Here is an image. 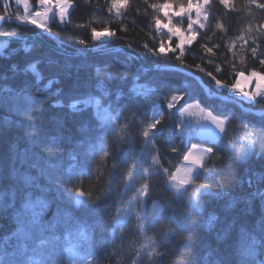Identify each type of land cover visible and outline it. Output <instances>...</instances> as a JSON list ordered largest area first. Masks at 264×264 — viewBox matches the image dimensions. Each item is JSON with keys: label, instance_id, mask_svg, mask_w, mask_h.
<instances>
[{"label": "trees", "instance_id": "1", "mask_svg": "<svg viewBox=\"0 0 264 264\" xmlns=\"http://www.w3.org/2000/svg\"><path fill=\"white\" fill-rule=\"evenodd\" d=\"M72 1L68 21L62 23L55 16L47 25L51 31L3 21L0 34L13 30L19 32L15 37L37 33L50 43L75 52L131 45L148 64L183 66L199 74L205 85L215 90V80L208 72L229 86L238 79L240 71L264 73V66L259 63L264 59V36L256 40L260 45L257 58L252 56L250 38L258 35L257 26L264 24V9L249 5L248 0H230L238 11L212 0L206 28L185 46L183 64L176 59L180 55L178 49L166 56L155 54L159 47L153 16L157 13L148 5L165 0H130V7L119 19L107 11L109 0ZM257 2L264 4V0ZM159 15L164 24L167 19L163 13ZM181 20L179 28L187 32V18ZM217 22L224 28L218 29ZM249 24L253 27L251 34L246 30ZM105 27L115 36L108 40L92 38V28L101 31ZM242 34L247 44L239 39ZM209 48L211 52L207 51ZM217 91L228 95L226 90ZM173 94L183 99L169 109L167 102ZM88 97H98L100 107L85 106L82 100ZM238 99L249 108L264 110V101ZM195 100L214 114L235 116L232 125L240 124L241 116L245 121L259 119L257 113L245 112L236 103L210 97L194 77L183 71L147 69L125 52L72 55L37 40L9 41L0 50V264H31L40 259L67 264L71 245H82L77 249L89 260L93 257L88 253L93 252L96 264H127L120 248L123 246L127 254L132 241L138 245L142 237L135 231V215L124 229L123 240L118 227L113 236L112 218L117 208H124L134 199L144 182L140 170L152 164L156 149L163 167L174 172L192 143L214 147L215 154L222 157L207 160L209 170L201 171L197 183L209 187L200 189L203 195L199 211L192 207V186H188L187 196L178 199L175 190L166 186V178L151 172L147 174L151 176L149 196L141 198L144 203L135 208L142 216L151 215L153 202L162 208L163 222L147 230L148 235H155L161 242L166 227H176L170 218L187 216L185 230L170 244L171 251L163 264H204L213 249L224 264H239L240 253L248 242L247 233L256 239L250 258L254 264H261L264 202L259 198L248 200V194L264 191V161L260 153L250 162L238 159L226 139L221 142L200 136L194 121L183 122L182 135L177 112ZM75 102L79 104L74 106ZM153 102L165 117L155 130H162L154 137L155 148L145 144L140 135L141 122L151 120ZM104 107L107 109L103 111ZM113 122L128 123L123 139L115 133ZM53 144L57 146L55 150L45 147ZM173 147L178 151H171ZM105 151L109 156L102 159ZM133 161L137 163V176L127 181L124 174ZM126 183L133 187L125 188ZM77 187L91 193L93 199L86 195L83 203L77 204V194L71 191ZM102 191L107 195L95 200ZM212 216L216 220L210 227ZM81 233L91 236L89 243L82 241ZM218 233H224V237L218 238ZM41 239L51 243L33 253Z\"/></svg>", "mask_w": 264, "mask_h": 264}, {"label": "snow or ice", "instance_id": "2", "mask_svg": "<svg viewBox=\"0 0 264 264\" xmlns=\"http://www.w3.org/2000/svg\"><path fill=\"white\" fill-rule=\"evenodd\" d=\"M39 5L42 6V11H35L33 13H29V3L28 0H16V4L20 5L23 3L24 6V14L15 16V19L20 20L23 24H31L35 25L37 28H43L48 31H51L50 28L47 27V21L49 20V14L52 13V19H55V16L58 14L59 19L63 22L68 14V9L73 7L72 0H55V4H53V0H38ZM146 2V0H145ZM220 4H222L226 9L232 8L235 9L232 4H230V0H219ZM249 5L254 4L259 9H264V4L258 3L257 0H248ZM5 14L0 15V22L12 19L11 15L8 13L7 9V0H5ZM172 4L169 0H165L164 3H153L148 5V7L156 10V15L153 16L154 24L157 30H160L162 27L167 29V32L173 36L179 37V43L177 44V48L180 49V55L176 57L177 60L180 61L181 64L184 63L183 55H184V43L185 37L180 32L179 28L175 25H172V16L168 14L166 9L171 8ZM178 11L173 13L174 16L181 17L182 14L187 16V29L193 30V25H198L200 29H205L206 24L209 21V15L211 13L212 8V0H187V7L183 3H178ZM130 7V0H109L107 11L109 13H114L116 18L119 19L123 15L124 11H127ZM53 8L58 10V13H53ZM195 9L196 18L192 17V10ZM159 13H163V16L167 19V23L162 25L161 17ZM183 21L181 20L180 23ZM172 25V26H170ZM216 27L218 29H223L224 25L220 22H217ZM126 30V29H125ZM247 32L251 34L253 32V27L251 24L247 27ZM258 35L250 36L253 42V47H251V53L253 58H257V51L260 47L259 44L256 43V40L260 37L264 36V24L258 25L256 28ZM92 38L93 39H101L102 37H114L115 32L110 31L107 27H105L101 31H97L95 28L91 29ZM9 35L16 36L19 35V32L13 30ZM171 38V37H169ZM195 38V33L188 36V42ZM240 40H243L244 44H247L248 41L244 39L243 34L239 37ZM84 43V41H81ZM131 47V45H129ZM147 47V46H145ZM165 45L163 43L160 44L158 50L155 51V54L166 56ZM151 51V50H150ZM174 51V50H173ZM208 52H211L212 49H207ZM260 65L264 66V59L259 60ZM199 67V65H197ZM235 69V65H233ZM35 70L33 66V71ZM219 71V69H217ZM208 76L212 77L215 80V83L218 86L224 88H230L231 91L235 92L237 95H241L247 100H251L253 103H260V101H264V86H262V81H264V73L257 72L252 70L248 77L244 76V72L240 71L237 73L238 77L247 79L255 78L256 86L255 90L249 92L244 90H238V85L240 84V79H236L235 83L231 86L227 84H223L220 80H217L214 76H212L211 72L207 73ZM259 98V99H258ZM183 97L173 95L171 99L167 102V107L169 109L174 107V102H178ZM191 109L199 110V120L198 123L201 124L203 130L211 133V139L215 140L217 137L221 138V142L224 139H227V143L231 145L232 150L238 151L241 155L238 156V159L251 161V158L256 155L257 146L260 147V155L262 157V161H264V110H262L258 116L259 119L255 122L248 120L245 121L244 117L241 116V123L237 124V128L244 129V134L239 139L240 148L236 149V143L234 142L235 137L229 136V127L232 125V121L236 119L235 116L225 115V114H213L212 111H209L206 108L201 107V105L197 103L186 104V106H182L179 109L180 116H184L186 113L193 114L190 112ZM135 115V114H133ZM164 113L161 111L159 107L155 105L153 102V110L151 120L147 123L141 122L143 127L141 128L140 135L144 137L145 144H151L153 148L156 147V140L154 137L160 134V131L157 130V126L161 125L162 121H164ZM214 126V128L212 127ZM128 123L124 125H119L118 123L113 122V129L118 137L123 139L126 134V130L128 129ZM170 132L173 130H169ZM181 134L184 135V125L183 121H181ZM45 147L50 148L51 150L56 149V145H46ZM171 151L176 152L178 149L173 147ZM156 155L151 157L152 164L148 168H143L140 170V178L144 181L139 189L136 192V195L133 200H129L124 208H117L115 216L112 218L115 221V226L113 227V236L115 237L116 228L120 229L121 235L120 239L124 238V229L128 227V222L132 215L136 217V226L135 231L140 234L142 237V242L138 245L136 241H132V243L127 248V254L123 246L120 248V254L122 257L126 256L127 264H163L164 260L168 257L171 248L170 244L172 241L176 239L178 235L182 231L185 230L184 223L187 221V216H183L179 219L172 217L170 218L173 223L176 224L175 228L166 227V230L162 233V241H158L155 235H148L147 230L149 228H156L157 225L163 222V217L160 215L162 208L157 205L156 202L152 203V212L151 215L142 216L140 212L135 211V208L139 206V204L144 203V200L141 199L143 197H148L150 192V179L151 176L147 175L151 172V175L160 176L163 175L166 178V186H170L175 190V194L178 199H183L188 195V186H192L191 192V201L192 207L194 210L199 211L200 198L202 197V193L200 189L209 187L206 185H199L197 181L199 180L202 172L200 170L208 171L209 169L206 166V160H211L213 157L216 160H221L222 157L216 155L214 152V147H202L197 144H192L191 148L188 149L185 153L182 154L183 159L179 166L175 168L174 172H170L168 168L163 167L161 164V160L159 157V149H156ZM109 156L107 151L104 152V157ZM113 167H117V165L113 164ZM155 169V170H153ZM102 175V173H100ZM125 178L127 181H133L137 176V163L133 161L131 165L126 169ZM264 179V177H262ZM111 181H109V184ZM125 188H131L133 185L126 183L124 185ZM74 191L77 196L84 197L88 196L89 200H92L91 193H85L81 191L78 187L71 189ZM111 191V189H109ZM107 195L105 192H101L99 196H96L94 199L99 200L101 196ZM259 198L261 202H264V191L257 190L255 193L248 194V200H256ZM247 200L245 204L247 205ZM216 220L215 216H212L208 224L211 227L213 221ZM228 229L226 228L224 232L226 233ZM261 236L260 242L261 245L264 246V215L261 217ZM26 237L28 234L25 233ZM81 239L84 243H89L91 240V236L85 233H81ZM224 233H218V238H223ZM246 240L248 241L241 251V259L239 264H254V260L250 257L253 254V251L256 247V239L252 233L246 234ZM51 243L49 240L41 239L36 248H33V253H37L39 249L43 245ZM82 245H78L79 247ZM54 247V245H53ZM69 255L67 257V264H77V257L72 255L73 248L67 249ZM88 256H92L93 259L89 260L87 257H83L79 259V264H96L95 262V254L93 252H89ZM31 264H55L54 260H33ZM117 264H120L118 261ZM204 264H224L223 261H220L216 258V253L214 249L211 252V255ZM261 264H264V259H262Z\"/></svg>", "mask_w": 264, "mask_h": 264}, {"label": "rangeland", "instance_id": "3", "mask_svg": "<svg viewBox=\"0 0 264 264\" xmlns=\"http://www.w3.org/2000/svg\"><path fill=\"white\" fill-rule=\"evenodd\" d=\"M3 2V0H1V6H3L4 4L2 3ZM28 2H29V4L30 5H32V6H34V7H32L31 9L29 8V13L31 14V13H33V12H35V11H42L43 10V8H42V6L41 5H39V2H37V4H34L31 0H28ZM169 2H171V4H172V6H171V8H169V9H166V11L168 12V14L170 15V16H172V25H175L176 27H178L179 28V22H180V19H185V18H187V16L186 15H183L182 14V16L181 17H177V16H174L173 15V13L175 12V11H178L179 9H178V6H177V4L178 3H183L184 5H185V7H187V0H170ZM193 2L195 3V0H193ZM53 4H55V0H53ZM72 4L74 5V2L72 1ZM12 6H15L14 7V9H15V11H16V14H14V16L12 17V19H10L9 21H5V22H9V23H18L17 21H14L15 20V16L17 15V14H24V6H23V3H21V6L20 5H17L16 4V1L15 0H12V4H11ZM4 8V7H3ZM20 9H21V11H20ZM71 10H72V8H69L68 9V14H67V16H66V18H65V20L62 22L60 19V21L62 22V23H64V22H66V21H68V19H69V14H70V12H71ZM3 12L5 13V8L3 9ZM21 12H23V13H21ZM4 13H3V15H4ZM53 13H58V10L57 9H55V8H53ZM52 13H50L49 14V20L47 21V25H48V23L50 22V20L52 19ZM58 18H59V16H58V14L56 15ZM192 17H193V19H195L196 18V16H195V9H193L192 10ZM165 23H167V20H166V22ZM25 25H29V26H32V27H34V28H36V29H38L39 31H46V29H43V28H37L35 25H31V24H25ZM163 25V24H162ZM172 25H170V26H172ZM179 30H180V32L184 35V37H185V43H184V46H183V48H185V46L186 45H188L189 44V42H188V36H190V35H192L193 34V31H194V33H195V38L191 41V42H193L195 39H196V37L198 36V32H199V30H201L200 28H199V26L198 25H193V30H188L187 29V32L186 31H182L180 28H179ZM169 37H171V38H169ZM175 37H178V36H173V35H171L170 33H168L167 32V29H165V28H161L160 30H158V35H157V39H156V43H157V45H158V47L160 46V44L161 43H163L166 47H165V52H166V54H168L169 52H171V51H175L176 49H178L179 51H180V49L179 48H177V44L179 43V37H178V40H175L174 38ZM103 38H107V40H108V38L109 37H107V36H105V37H102L101 39H103ZM7 44H8V42L7 41H2V40H0V50H3L6 46H7ZM98 50V49H97ZM84 51H90V50H84ZM75 52V51H74ZM72 55H78V54H72ZM80 55V54H79ZM136 58V57H135ZM244 76L245 77H248L247 76V74H244ZM245 82V78H243V80L241 81V83L237 86L238 87V90H244V91H249V92H251V91H253V90H250V88H252L255 84H256V80H255V78H252V82L247 86V89L245 88V87H243V86H245V84H246V82ZM263 82L264 81H262L261 83L263 84ZM243 83V84H242ZM248 87H250V88H248ZM230 89V88H229ZM249 89V90H248ZM229 94H231V95H234V96H237L238 98H243L244 100H246V101H251V100H247V99H245L244 97H242L241 95H237L235 92H233V91H231L230 90V92H229ZM173 95H177V94H173ZM172 95V96H173ZM177 96H179V95H177ZM170 99H171V97H170ZM169 100V99H168ZM199 103L200 105H201V107H203V108H206L199 100H195V101H191V102H189V103H187V104H193V103ZM82 103L85 105V106H89V105H92V106H95V107H100L99 105H100V99L98 98V97H88V98H86V99H84V100H82ZM176 103L177 102H174V107L176 106ZM77 104H79V102H75V103H73V105L74 106H76ZM186 106V105H185ZM105 109H107V107H104V108H102V110L104 111ZM172 109V108H171ZM207 109V108H206ZM210 111V110H209ZM190 112L191 113H193V114H188V113H186L184 116H180V114H179V110H178V116H179V118H180V120L181 121H183V122H187V121H194L195 122V124L197 125V123H198V120H199V110L198 109H191L190 110ZM214 114V113H213ZM199 125H200V128H199V135L200 136H203V137H207V138H210L211 137V133L210 132H208V131H205V130H203L202 129V127H201V124L200 123H198ZM237 125V124H236ZM236 125H231L230 127H229V136L230 137H235V140H234V142L236 143V149H239L240 148V143H239V139H240V137H242V135L244 134V129H242V128H237L236 127ZM198 126V125H197ZM213 128H214V126H212ZM211 139V138H210ZM219 139H221L220 137H217V139H215V140H219ZM226 142H227V139H226ZM230 145V144H229ZM230 147H231V145H230ZM190 148H191V146H190ZM260 151H261V149H260V147L259 146H257V148H256V154L257 153H260ZM237 152V154H238V156H240L241 154L238 152V151H236ZM183 159V158H182ZM181 159V160H182ZM240 160H242V159H240ZM207 161V160H206ZM242 161H247V160H242ZM177 166H179V163L178 164H176V166H175V168L177 167ZM175 171V170H174ZM202 172H206V171H204V170H201ZM173 189V188H172ZM174 190V189H173ZM70 248H73V252H72V255H74V256H76L77 257V264H79V259L80 258H83V257H86V255L85 254H83V253H81L78 249H77V247L75 246V245H71L70 246ZM88 259V258H87Z\"/></svg>", "mask_w": 264, "mask_h": 264}, {"label": "water", "instance_id": "4", "mask_svg": "<svg viewBox=\"0 0 264 264\" xmlns=\"http://www.w3.org/2000/svg\"><path fill=\"white\" fill-rule=\"evenodd\" d=\"M0 40L2 41H13V42H17V43H25L29 40H37L40 41L42 43H44L45 45L51 46L53 47L55 50L65 53V54H80V55H93V54H102V53H107V52H113V51H119V52H125L128 53L134 57H136L140 63L147 69H151V68H169V69H176L179 71H183L184 73L194 77L199 83L200 85L203 87V89L206 91V85L205 83L202 81L201 76L183 66H174V67H168V66H162V65H150L148 64L145 59L141 56V54L133 49L132 47L126 46V45H117V46H111L109 48H103V49H98V50H90V51H78V52H74V51H70L66 48H64L61 45H54L52 43H49L42 35L39 34H32L29 36H21V37H15L9 34H0ZM210 97H217V98H221L224 100H228L232 103H236L238 104L241 109L245 112H252V113H257L259 114L262 110L260 109H252L249 108L248 106H246L241 100H239L236 97L233 96H229V95H225V94H221V93H209L206 92ZM84 197H80L77 196L75 197V201L77 204H82L84 201Z\"/></svg>", "mask_w": 264, "mask_h": 264}, {"label": "built area", "instance_id": "5", "mask_svg": "<svg viewBox=\"0 0 264 264\" xmlns=\"http://www.w3.org/2000/svg\"><path fill=\"white\" fill-rule=\"evenodd\" d=\"M2 3L4 4L3 7L5 8V7H6V5H5V0H3ZM14 7H15V6H11V0H7V9H8V13L11 15V17L14 16V14H13V12H12V8L14 9ZM3 13H4V12H3ZM3 13H0V15H3ZM4 14H5V13H4ZM6 21H9V20H6ZM14 21H17L18 24H21V23H22L20 20H17V19H15ZM215 88H216V89H219V90H226L227 93L230 92V89H229V88H224V87L218 86L217 84L215 85Z\"/></svg>", "mask_w": 264, "mask_h": 264}, {"label": "crops", "instance_id": "6", "mask_svg": "<svg viewBox=\"0 0 264 264\" xmlns=\"http://www.w3.org/2000/svg\"><path fill=\"white\" fill-rule=\"evenodd\" d=\"M16 1V0H15ZM29 3V2H28ZM20 6H21V4H20ZM29 8L31 9L32 7H34V6H32V5H30L29 4ZM22 7V6H21ZM250 74H247V76H249ZM239 79H240V83H241V81L243 80V78H241V77H238ZM245 82H246V84H245V86H243V87H245L246 89H247V86L252 82V79H245ZM244 82V83H245ZM243 84V83H242ZM240 86V85H239ZM255 86H256V84L252 87V88H250V87H248V88H250V90H255ZM262 86H264V82H263V84H262ZM249 90V89H248ZM197 125H198V127H200V125L197 123ZM190 149V148H189Z\"/></svg>", "mask_w": 264, "mask_h": 264}, {"label": "bare ground", "instance_id": "7", "mask_svg": "<svg viewBox=\"0 0 264 264\" xmlns=\"http://www.w3.org/2000/svg\"><path fill=\"white\" fill-rule=\"evenodd\" d=\"M11 4H12V0H11ZM11 6H12V5H11ZM15 8H16V7H15ZM3 9H4V8H3V6H2V11H1L0 13H3ZM20 11H21V9H20ZM12 12H13V14H16L15 9H13V8H12ZM21 13H23V12H21ZM19 15H23V14H19ZM48 42H49V41H48ZM49 43H50V42H49ZM54 45H59V44H54ZM60 45H61V44H60ZM109 47H111V46H109ZM109 47H107V48H109ZM102 49H103V48H102ZM138 52H139V51H138ZM139 53H140V52H139ZM140 54H141V53H140ZM141 56H142V55H141ZM142 57H143V56H142ZM139 62H140V61H139ZM199 128H200V127H199ZM192 144H197V145H200V146H202V147H207V146L204 145V144H198V143H192ZM192 144H191V145H192ZM191 145H190V146H191ZM182 158H183V157H182ZM181 161H182V160H180V161L178 162L179 165H180ZM200 171H201V170H200Z\"/></svg>", "mask_w": 264, "mask_h": 264}]
</instances>
